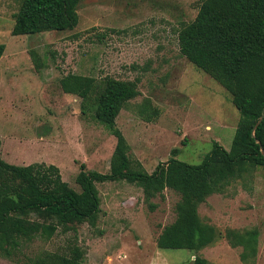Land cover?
I'll return each mask as SVG.
<instances>
[{
	"label": "rangeland",
	"instance_id": "obj_1",
	"mask_svg": "<svg viewBox=\"0 0 264 264\" xmlns=\"http://www.w3.org/2000/svg\"><path fill=\"white\" fill-rule=\"evenodd\" d=\"M21 1L0 0L1 160L54 165L75 191L81 165L109 173L116 139L84 111L89 105L62 91L67 74L139 80V95L115 121L134 169L140 164L150 174L170 158L198 165L213 142L230 149L240 114L229 92L179 52L178 30L194 20L198 0H80L73 30L13 36ZM96 188L95 226L36 237L9 257L0 253V264H35L73 247L82 264H193V252L156 247L162 228L175 219V192L165 189L151 207L135 184L108 181ZM198 215L221 234L256 230L254 264H264V169L243 172L207 197ZM240 250L222 238L198 255L209 264H242Z\"/></svg>",
	"mask_w": 264,
	"mask_h": 264
},
{
	"label": "trees",
	"instance_id": "obj_2",
	"mask_svg": "<svg viewBox=\"0 0 264 264\" xmlns=\"http://www.w3.org/2000/svg\"><path fill=\"white\" fill-rule=\"evenodd\" d=\"M193 21L178 30L181 56L226 89L240 114L231 147L217 142L198 165L170 158L152 173L140 164L135 169L129 146L116 127L119 112L139 95V80L105 77L98 82L87 76L67 74L60 79L66 94L89 105L84 111L110 130L116 139L109 173L87 171L75 177L79 191L62 181L54 165L18 166L0 159V253L6 257L20 251L36 237L50 239L57 233L76 231L81 224L95 226L100 212L96 184L126 181L141 188L146 203L170 189L179 196L175 219L156 239L163 250L193 252V264H209L198 253L224 238L240 248L242 264H254L256 230H226L201 221L198 207L207 197L221 193L234 180L256 167L264 169V0H198ZM80 0H22L14 14L13 36L73 30L79 21ZM4 46L0 45V58ZM86 109V110H85ZM257 124V125H256ZM256 126V127H255ZM255 127V128H254ZM174 153V151H173ZM35 264H82V252L70 248L62 255H48Z\"/></svg>",
	"mask_w": 264,
	"mask_h": 264
},
{
	"label": "water",
	"instance_id": "obj_3",
	"mask_svg": "<svg viewBox=\"0 0 264 264\" xmlns=\"http://www.w3.org/2000/svg\"><path fill=\"white\" fill-rule=\"evenodd\" d=\"M263 117H264V109L262 110V115H261V118L259 119V121L257 122V124H259L260 123V121L263 119ZM256 124V125H257ZM256 127V126H255ZM254 127V128H255ZM262 154H263V156H264V151H262Z\"/></svg>",
	"mask_w": 264,
	"mask_h": 264
}]
</instances>
